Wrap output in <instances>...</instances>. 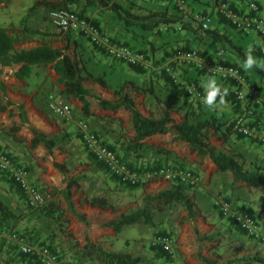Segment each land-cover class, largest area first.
<instances>
[{"label": "rangeland", "instance_id": "rangeland-1", "mask_svg": "<svg viewBox=\"0 0 264 264\" xmlns=\"http://www.w3.org/2000/svg\"><path fill=\"white\" fill-rule=\"evenodd\" d=\"M11 1L13 2V0H8V6L0 8V14L13 10ZM30 1L28 7L33 4V0ZM113 1L123 6L131 14L138 16V21L141 20L146 22V24L151 22L148 18L154 13L168 12L170 15L180 18L186 24H189L191 33L197 32L196 37L192 39V43L188 46H193L199 52V25L194 19L180 14L175 6L169 2L164 0ZM258 1L262 7L261 15L264 17V0ZM194 3H199V1L187 0L188 9L193 15L199 13V6H194ZM70 10L87 18L92 25L94 23L99 28L101 26L107 36L110 35L109 33H115V31H124L130 37L133 34L136 35V44L141 46L140 44L142 43L140 42H143L145 46L141 48L145 47L143 49L150 54H152V49L149 48V44L153 46L155 51H158L164 46L166 36H174L177 30H179L178 26L165 29V27L160 25L152 32H145L137 26L131 25L130 28L126 29L123 23L112 21L110 14L98 8H91L84 12L80 5L79 7H72ZM48 13V11L40 10L34 16L28 15V26L40 31H49L50 27H52L57 31L59 36H62V48L67 44L63 43L67 40V37L76 38L75 40L79 44V49L84 54H79L80 52L77 48L73 52L72 47L66 52L77 58H81L85 62L86 68L94 76H100L101 67L106 66H112L113 70L120 71V75L111 76V78L106 80L108 86L106 88L98 84V87L95 86L96 83H93L89 79L84 80V86L92 92L90 104L93 114H100L103 119L111 120L107 125L108 128L111 129L115 136L123 139L125 144L130 145L133 136L129 112L121 109L118 113L116 112L119 115L111 114L101 110L98 102L99 100H105L108 95H111V100H115L118 98L115 95V88L119 86L118 84L132 80L137 87L129 84H123V86L133 100L134 107L144 117L159 118L162 116L164 110H168L170 116L176 122H180L186 117L192 118L193 115L197 114L201 115L202 120L213 119L215 124L213 129L209 131V141L219 152L226 155L238 154L244 158L243 163L245 167H252V165L263 166L264 154L261 152H264V146H260L252 139L236 134L231 129L235 120L243 119L245 121L246 117L231 115L232 112L224 108L222 102L217 103L210 109H200V101L192 100L185 95L182 87L173 86L165 77L158 78L154 76L150 70H145L146 72L141 74L137 79L133 75L129 76L127 72L130 68L126 64L116 62L102 50H98L92 46L89 40L81 33L63 34L51 24ZM25 14L27 15V11ZM8 19L18 21L19 16L14 13ZM104 21H107L106 26L113 25V29L111 26L106 28L105 25H102ZM218 23L221 24L219 25ZM217 24L219 25L220 32L232 35L234 39L233 43L241 47L243 52H248L250 48L256 51V46L260 43L256 35L241 37L237 33H233L232 28L228 24L221 21L217 22ZM48 43L51 45L54 42L49 40ZM138 46L136 45L137 48ZM89 54H95L96 57L100 58L98 63L100 66L91 63V59L87 57ZM150 54L148 57H152L155 62L163 61V58H154ZM248 55H251L256 61L252 68L245 66L246 63L241 56L231 57L226 53V56L232 59V63L242 68L248 74L247 76L250 80L255 82V86H258L259 90L262 89L263 91L264 67L262 66H264V59L259 58L256 52ZM174 69L181 80L199 85L197 79L199 72L194 67L179 64ZM127 77L128 79H126ZM204 79L208 80V78ZM155 85L161 86L163 89ZM167 85H170L171 88L167 87ZM149 87L152 88V92L148 91ZM218 88L221 87L218 86ZM51 95L63 100L67 104L69 103L68 99H71L62 96L57 89ZM171 98L173 101L169 100ZM229 98L231 97H226L223 100L225 101ZM230 101L234 100L231 98ZM235 103L239 104L242 108L245 107L244 110H246L247 106L251 105L250 102L242 104L235 101ZM230 104L233 108H237L233 102H230ZM48 108L49 112L48 116L45 117V121L50 125L52 130V136L50 137L56 142V148L51 153H46L42 148L32 150L29 147L30 137L27 135L29 133L27 126H23L20 131H14V128L21 122L20 119L18 123L14 119H9L7 113L0 112V151H3L15 164L24 168L29 173V183L38 191L42 199L41 205L37 208L29 206L24 191L12 176L0 169V203L3 204L11 215V218L7 220L4 217V213L0 211V264H39L35 258L24 256L19 252L17 243L20 239L27 241L36 249L40 247L50 249L57 254L61 264H103L98 252L94 249L95 246L100 247L102 251L120 252L134 258L137 257L140 259V264H199L198 256L202 252H205L210 259L218 256L216 262L220 258L219 264H224L221 261V259L224 260V257L223 255H219V248L221 243L225 241L229 242L226 243L228 254L225 256L234 258L236 261L241 260L244 264H264V244L253 242L242 234V232L237 230L236 226L220 214L215 206V202L222 199L227 200L237 211L250 212L256 221L257 227L261 232H264L263 190L249 188L242 183H234L229 173H220L213 170L216 167L208 158L201 159L197 157L195 153L190 152L186 144L173 141L170 136L169 139H166L163 135H157L149 138L145 143H140L142 144H139L141 147L133 152V156H129L134 158L135 160L133 161L135 162L142 160L145 164H148L141 167L142 169H151L148 168L150 164L152 168L167 164L192 170L200 176L199 167L196 164H202L210 171L211 175H214L213 184H203L204 179H201L198 186L194 188L179 186L184 196L189 198L193 203L194 217L190 218L182 205L178 203L161 205L153 199V196L162 191L160 189L161 186L154 187V185H150L151 182H140L136 185L122 184L118 179L106 172L95 161L80 138L77 120L90 124L87 114H84L80 108L71 105L75 120L70 122L57 117L50 107ZM34 123L39 126L41 125L39 120H36ZM28 124H31L29 120ZM36 125L32 124L34 128H36ZM216 125L220 127L215 129ZM96 135L102 144L116 152L114 145L105 141L102 135H98L97 133ZM169 144H171L170 147L168 146ZM258 147H261V150ZM249 148H253V150ZM154 149H157L159 157L152 155L154 154L152 152ZM171 153L181 155L186 161L180 163L177 157ZM119 156L122 161L126 160L124 155L119 154ZM155 158H158V161ZM54 161L63 166L64 174L60 173L53 166L52 162ZM53 175L57 178L52 179ZM54 181L56 183H53ZM68 181L75 182V186L71 189V200L76 212L79 213L78 209L84 211L99 207L108 213L116 215V213L123 211L122 209L125 206L129 205L127 212L123 213L124 215L136 214L147 208V216L150 218V223H138L124 228L118 234V239L111 240L107 238L106 240H97L95 235H92L89 224L85 226L78 222L68 212L64 200L60 196L52 195L54 193L53 188H64ZM165 182L167 183L165 190L177 186L175 182ZM98 199L105 200V203L101 204L97 201ZM49 202L56 203L58 208L63 211L60 219H49L41 214V207ZM208 219L215 225H220L222 230L225 229V231H222L223 233L220 235L199 232L201 225L204 227L207 224H211ZM226 231H230V234H233L238 240L234 241V237L228 234L229 239L223 241L221 237L223 238V234ZM158 234H168L171 236L173 240L172 257L151 248L150 242ZM240 234L244 236V239ZM203 236L208 241H202L200 238ZM233 241L237 242V245L239 244L238 247L232 245ZM89 244H93L94 248L90 247Z\"/></svg>", "mask_w": 264, "mask_h": 264}, {"label": "trees", "instance_id": "trees-1", "mask_svg": "<svg viewBox=\"0 0 264 264\" xmlns=\"http://www.w3.org/2000/svg\"><path fill=\"white\" fill-rule=\"evenodd\" d=\"M216 1L218 3V0ZM80 5L82 6L84 12L85 10L91 8H98L110 14L111 15L110 19L112 21L116 23H123L126 29L130 28L131 25V26H137L142 31L152 32L159 25L165 27V29L178 26L179 29H183L191 33L189 29V24H186V22H184L180 18H177L176 16L170 15L168 12H160V13L152 14L148 18L150 19L149 21L151 22H149V24H146V22H143L141 20L138 21L139 20L138 16L131 14L129 11L124 9L123 6L114 2L113 0H36L33 3V5L27 10V15L24 18H22L20 21V25L22 26L20 35H22V37H20L16 32L0 26V66L1 67L18 66L16 72H14V77L20 81L27 79L30 76L32 67L49 66L50 69L53 70L55 75L57 76V81H56L57 84L63 87V90L61 91L62 95L65 98H71L79 101L81 103V109L84 114H88L90 111L89 100L92 97L90 91L87 88H85L83 85L84 80L89 79L93 83H96L101 87L106 88L108 86L105 80L103 79V77L92 75L89 69L86 68L85 62L82 61L81 58H77L74 55H70L69 53L66 52L69 49V47L67 46L64 48H53L50 45L42 44L30 48L16 47V44L24 39L23 35L25 33L30 36L37 34L36 31L29 29V26L27 25L28 15L33 16L34 14H36L38 10H44L50 12L53 10L63 9V10L72 11L70 10L72 7H79ZM76 14L81 16L79 13ZM200 14H206V13H200ZM206 15L210 16L209 14ZM187 17L194 19L193 14ZM218 18L222 23L228 24V26L231 27L233 31H235L234 27L231 26V24H229L227 21H225L221 15L218 14ZM94 25L95 24L93 23V26ZM94 27H96L102 35L107 36L105 35L106 33L103 31L101 26L100 28L97 25H95ZM199 28H200L199 29L200 37L208 38L211 44H214L216 46L215 50L209 52H206L205 50L198 52L197 51L198 49L195 50L196 48H194L193 46L192 47L185 46L184 48L176 49L169 53L165 52L164 56L162 57L163 60H165L170 56H173L177 51H182V52L196 51L201 56L207 57L212 60L214 58V55L218 51H222L224 55L221 59V62L225 65L237 67L239 69V72L245 78V81L251 85H255V82L250 80V78L247 76L245 71L242 68L238 67L236 64H233L231 61H229L228 57L226 56V53H228L231 57L239 55L246 63V58L249 56L248 53L243 52L241 47L236 46L233 43V40H231V36L229 34H226L225 32H220L219 29L217 28H210V25L208 26L207 29H203L200 25ZM192 33L195 36L197 32H192ZM237 34L242 36L240 33ZM107 37H109L116 43H119L121 45H126L132 48L133 50L140 51L144 53L147 57L150 54L143 49L145 47L141 48L142 46L145 45H141L140 47L137 48L135 45H132L131 43L120 42L119 40H116L110 35ZM131 38L136 43L135 41L136 35L134 34L131 35ZM151 47L153 50V46L149 44L150 49ZM96 48L98 50H102L98 47ZM252 52L254 51L252 50ZM255 52L256 55H258L261 59H264V57L260 56L257 50ZM126 66L131 70H134L135 72L139 73L140 75L146 72L145 70L136 67H131L128 65ZM153 75L157 76L158 78H161L156 74ZM199 75H205V74L199 73ZM123 84L134 85L135 87H137L135 82H133L132 80H129L128 82L125 81ZM123 84H118L119 86L115 88V95L118 97L115 101L112 102L106 100H99L98 106L101 110L111 111L114 113H116L120 108H123L124 110L129 112L132 129L134 131L133 141L135 142V145H138L139 142L144 141L146 138H150L154 135L170 134L172 136L173 141L186 144L190 152L195 153L197 157L201 159L208 158L216 167L218 172L229 173L234 183H242L249 188L259 189L264 191V166L252 165V167H245L243 163L244 158H242L238 154L237 155L223 154L219 152L210 143L209 131L213 129L215 124V121L213 119L202 120L201 115L197 114V115H193L192 118L186 117L182 121L176 122L170 116L168 110H164L162 116L159 118L144 117L134 107V102L129 96V94L125 91ZM195 85L197 86L198 90H200L198 84L195 83ZM148 91L152 92V88L149 87ZM262 93H264V89ZM185 95L187 96V94ZM10 105H11L10 102H7L6 105L0 106V112H5L7 110V107ZM18 117L21 123L20 125L14 128V131L16 132L20 131L21 128L25 124H27V129L29 130V133L31 135V138L29 140V147L32 150H35L37 148H42L46 153H51L56 148V142L52 137L46 135L45 133L37 130L34 127H31L28 124L27 117L24 114L22 107H18ZM218 127L220 126L216 125L215 129H217ZM53 166L57 168L60 173L64 174V169L61 164L53 162ZM73 186H75V182L68 181L66 182L65 187L62 189L56 187L53 188L54 193L52 195L60 196L66 203L68 212L71 213L72 216L75 217V219L78 222L84 224L85 226H88L89 223L86 220L85 215L76 212L74 208L73 202L71 200V189ZM179 186L182 185L177 184L176 187L161 191L157 193L155 196H153V199L156 200L161 205L178 203L185 208V210L188 213V216L190 218H193L194 217L193 203L189 198L184 196ZM97 201L100 202L101 204L105 203V200L103 199H98ZM0 211L4 213L5 219L8 220L9 218H11V215L7 212V210L1 203H0ZM40 212L46 218L56 219V220L60 219L63 215V211L60 208H58L57 204L54 202H49L44 206H42ZM147 212L148 209L144 208L142 211L136 214L121 215L117 219L110 220L109 222H107L105 226L112 229V231L115 234H119L120 232H122L124 228L129 227L131 225L138 223L149 224L150 218L147 216ZM247 213L253 217V215L250 212ZM200 239L205 240L206 238L203 236ZM89 246L94 248L93 244H89ZM94 249L98 252L100 259L103 261V264H140L139 258L137 257L134 258L125 253L106 252V251H102L101 248L97 246H95ZM198 258L202 262V264H217L216 260L214 259H218V256H215L214 259L212 258L210 259L206 256H202L199 254ZM233 262H234L233 260L227 261L226 264H232ZM241 264H244V262Z\"/></svg>", "mask_w": 264, "mask_h": 264}, {"label": "built area", "instance_id": "built-area-1", "mask_svg": "<svg viewBox=\"0 0 264 264\" xmlns=\"http://www.w3.org/2000/svg\"><path fill=\"white\" fill-rule=\"evenodd\" d=\"M166 1L174 5L183 16L191 15L187 0ZM216 10L225 21L234 27L237 33L246 37L256 35L260 40L256 50L260 56L264 57V17L261 15V6L258 0H218ZM193 17L203 29H207L212 23V17L206 14H194ZM48 18L51 24L64 34L70 32L83 34L92 45L102 49L112 59L131 67L150 70L159 77L167 78L173 86L182 87L185 94L194 101L205 102L206 96L203 91L198 90L195 83L181 80L174 69L179 64L194 67L198 72L229 86L227 90L219 88L218 98L231 97L239 103L250 102L251 105L264 110V93L261 89L259 90L258 86L247 83L237 67L223 64L221 62L222 51H218L212 60L201 56L196 51H177L162 62H155L152 57H147L140 51L116 43L109 37L102 35L87 19L73 11L53 10L48 13ZM49 101V107L57 117L68 122L75 120L74 112L66 102L52 95L49 96ZM77 127L82 142L95 161L102 164L105 170L122 184L136 185L140 182L165 180L194 188L201 181L197 172L172 165L142 170L133 169L127 166L113 150L100 142L88 123L77 120ZM231 129L236 134L255 140L264 146V130L248 125L243 119L235 120ZM0 169L12 176L24 191L29 206L37 208L41 205V195L30 185L29 173L15 164L3 151H0ZM215 206L224 218L232 220L246 236L264 244V232H261L257 227L255 219L250 214L235 210L227 200L219 199L215 202ZM17 244L22 255L35 258L39 264H61L57 254L46 247L36 249L23 239H20ZM150 246L172 257L173 240L170 235H155Z\"/></svg>", "mask_w": 264, "mask_h": 264}, {"label": "crops", "instance_id": "crops-1", "mask_svg": "<svg viewBox=\"0 0 264 264\" xmlns=\"http://www.w3.org/2000/svg\"><path fill=\"white\" fill-rule=\"evenodd\" d=\"M35 1L36 0H33V3ZM198 1H199V3H194L193 5L199 6V10H198L199 13H206V14H209L210 16L212 13V23L210 24V28L219 29V25L221 23H218L219 25L217 24V22L220 21L218 18L217 10H216V6L218 4L217 1L216 0H210V2H208V0H198ZM30 2H31L30 0L29 1L28 0H13V2H12V9L13 10L0 14V26L4 27L6 29H10V30L16 32L20 37H22V35H20V32L22 30V26L20 25V21L22 18L25 17L26 11L31 7V6L28 7L30 5ZM6 6H8V0L7 1L6 0H0V8L6 7ZM39 11L40 10H38L37 12H39ZM14 13H16L17 16H19L18 21L8 19V17L12 16ZM106 23H107V21H104V22H102V25H105ZM27 25H28V21H27ZM109 26H111V28L113 29V27H112L113 25H109ZM109 26L107 25L106 28ZM50 28H49L50 29L49 31H46V30L40 31V30H36L34 28L29 27V29L36 31L37 34L30 36V35L25 33L23 35L24 39L19 41L16 44V47L17 48H30V47H35V46H39L42 44L50 45L48 43V41L52 40L54 43H52L50 45L51 47L62 48L61 47L62 36L61 35L59 36L57 34V31L54 30L52 27H50ZM47 33H50V34H47ZM70 33H74V32H70ZM233 33H236V32L233 31ZM65 34H68V33H65ZM109 34L111 37L115 38L116 40H119L120 42L131 43L132 45L138 46V44H136L131 39L130 35L125 34L124 31H122V32L121 31L120 32L115 31V33L112 32ZM170 34H171V32H170ZM193 38H195L193 33L187 32L183 29H179L174 34V36L173 35L166 36V38L164 40L165 41L164 46L158 51H155L153 49L151 55L154 58L155 57H161L162 58L164 56L165 52L169 53V52H172L176 49L184 48L185 46L190 45V43H192L191 41ZM75 39L76 38H72V37L68 38L67 37V40L63 42V43H67L66 44L67 47H69V48L72 47L73 52L75 51L76 48L79 49V44L76 42ZM231 40H234L232 38V35H231ZM56 41H57V43H56ZM140 45H144V44L142 43ZM138 47H140V46H138ZM151 49H152V47H151ZM215 49H216V46L214 44H211V42L208 40V38H205V37L201 38L200 34H199V51L205 50L206 52H209V51H213ZM252 50L253 49L250 48L249 51L245 52V53H248V54L253 53ZM78 51L80 52L79 54H84L83 52H81L80 49ZM87 57L91 59V63H94V65L99 63L100 58L96 57L95 54H91V55L89 54ZM228 59L231 62H233L232 59H230V58H228ZM98 66H100V65L98 64ZM262 67H264V66H262ZM17 69H18V66H13V67H1L0 66V106L6 105L7 102H10V104H11L10 106L7 107V110L5 112H1V113H7L9 116V119H14L16 122L19 123L18 107H22L24 114L26 115L27 119L31 122V124H29L31 127H33L32 124L36 125L34 123V122H36V120H39L41 125L40 126L36 125L35 126L36 129L45 133L48 136H52L51 135L52 134L51 127L45 121V117L48 116V112H49V108H48L49 104H50L49 96H51L52 92L56 89L61 93V91L63 90V87L61 85L57 84V82H56L57 76L55 75L54 71L50 69L49 66H47V67H44V66L32 67V71H31L30 76L27 79H24L22 81H20L14 77V72H16ZM127 74L129 76L133 75L135 77V79H137L139 76H141L139 73H137L131 69L127 72ZM201 74H203V73H201ZM117 75H120V71L113 70L112 66L101 67L100 76L103 77L105 82H106V80L111 78V76H117ZM119 78L122 79L121 76H119ZM131 78H133V77H131ZM204 78H208V80L204 79ZM126 79H128V77ZM197 79H198V83H199L198 86H199L200 90L204 92L205 96H207V94H208L209 89H208L207 85L210 82L214 81L215 85L217 87L220 86L221 88H224L225 90H227L229 88V86L224 85V84L222 85L220 82L212 80L210 77H208L206 75H199V77ZM263 80H261V81H263ZM83 85H84V83H83ZM95 86L98 87L97 84ZM155 86L163 89V87H161L162 84H161V86H158V85H155ZM167 87L171 88L170 85H167ZM90 93L92 95V92H90ZM110 97H111V95H108L105 100L113 102L117 99L116 98L115 100L114 99L111 100ZM103 98H104V96H103ZM169 100L173 101L172 98ZM68 101L71 105H73L76 108H80V110L82 111L81 103L79 101L74 100V99H68ZM220 102L223 103L224 108H227L232 112L231 115L233 114V116H236V117L239 115H242L243 117H246L245 122L248 125L264 130V110L260 107L255 106V105H249L246 107V110H244L245 107H243V108L240 107L239 104L235 103V100L230 101V99H228V100L224 101L223 99L215 97V101L211 106L207 105L205 102H200L199 108L200 109H210V108H212V106H215L217 103H220ZM230 102H233L234 106L236 104L237 108H233V106L230 104ZM69 103H68V105H70ZM89 103H91V99L89 100ZM121 109H123V108H120L119 110H121ZM118 111H117V113H118ZM106 112H109V113L115 114V115H119V114H116V113L111 112V111H106ZM87 119L90 121V124H89L90 128L95 133H97L98 135L99 134L102 135V137H104L105 141H107L111 145H114L116 152H115V150H113V151L116 153V155L119 158H120L119 154L124 155V157L126 158V160H125L126 162L125 161H123V162L127 166L130 165L129 167H131L133 169H140L141 170L142 169L141 167L148 165V164H145V162L142 160H137L136 162L133 161L135 159L132 158L131 156H133V152L136 149H139L141 147L140 145H142V144H140V143H145L149 138H146L144 141L139 142L138 145H135V142L133 141L134 131H132L133 132V134H132L133 136L131 138L132 142H130V145L125 144L123 139H121L118 136H115L114 133L111 131V129L108 128L107 125L111 122V120H108L105 118L103 119V117H101L100 114H96V115L93 114V112L91 111V104H90V111L87 114ZM33 120H34V122H33ZM20 123H19V125H20ZM24 126H27V124H25ZM27 135L31 138L30 133H28ZM154 136H157V135H154ZM154 136H152V137H154ZM163 136H165L166 139H169V136L172 138V136L170 134H166ZM152 137H150V138H152ZM256 143H258V142H256ZM258 144L260 146H263L260 143H258ZM168 146L170 147L171 144H169ZM258 148H260V150H261V147H258ZM249 149L253 150V148H249ZM250 150H248V151H250ZM152 152L154 153L152 155H154V156L156 155V157H159V155L157 153V149L152 150ZM117 153H119V154H117ZM261 153L264 154V152H261ZM171 154L175 155L174 153H171ZM129 155H131V156H129ZM175 156L177 157V160L180 163H183L186 161L179 154L175 155ZM244 156H245V154H244ZM157 159H156V161H158ZM153 160H154V158H153ZM52 164H53V162H52ZM99 165L105 170V168L102 166V164H99ZM196 166L199 167L200 179H204V181L202 183L206 184V185L213 184L214 175H211L210 171H208L204 165L196 164ZM263 166H264V162H263ZM148 168H152L151 164H150V167H148ZM153 168H155V167H153ZM213 170L217 171L216 168H213ZM54 178H57V177L53 175L52 179H54ZM53 183H56V181H54ZM166 184L167 183L165 182V180H154V181H151V183H150V185H154V187L161 186L160 189H162V191L165 190ZM55 185H57V184H55ZM60 189H62V188H60ZM205 189H207V188H205ZM159 192H161V191H159ZM128 206L129 205L125 206L122 209L123 211L116 213V215L108 213L107 211H104L102 208H99V207H97L95 209L84 210V211H81L80 209H78V210H79V213L86 215L85 218L89 222V228L92 230V235H95L97 240L101 241V240H106L107 238H110L111 240L112 239H118V234L115 235V233L112 231V229L105 226V224L107 222H109L110 220L116 219L117 216H121V214H123L124 212H127ZM97 218H99V219H97ZM228 220L230 222L232 221L230 219H228ZM208 221L211 224H207V226H204V227L201 225V229L199 230V232L209 233V234H219L220 235L223 233L222 231H225V229L222 230V227L220 225H215L214 223H212L210 219H208ZM231 223L234 226H237L236 224H234V222H231ZM237 230H239L240 232H242V234H244L246 236V234L238 226H237ZM228 234H230V231L224 232L223 238L221 237V239L223 241L228 240L229 239ZM227 235H228V237H227ZM230 236L234 237L233 234H230ZM241 236H243V235H241ZM199 237H200V235H199ZM246 237H248V236H246ZM243 239H244V236H243ZM249 239H251V238H249ZM236 240H238L237 237H234V241H236ZM251 240L253 242L255 241L253 239H251ZM205 241H208V240H205ZM234 241H233L232 245H235L238 247L239 244L237 245L236 244L237 242H234ZM226 243H229V242L228 241L222 242L221 246L219 248V250H220L219 255H223V257H224V260L221 259V261H223L224 264H226L227 261L233 260L234 262L232 264H237L239 260L236 261V260H234V258H229L228 256H225L226 254H228V252H227L228 248L226 246ZM187 249H188V246H187ZM201 255L207 257V254L205 252H202ZM214 260H216V259H214ZM217 261H218L217 263L219 264L220 258ZM239 263L241 264L243 262L239 261ZM199 264H202V262L200 260H199Z\"/></svg>", "mask_w": 264, "mask_h": 264}, {"label": "clouds", "instance_id": "clouds-1", "mask_svg": "<svg viewBox=\"0 0 264 264\" xmlns=\"http://www.w3.org/2000/svg\"><path fill=\"white\" fill-rule=\"evenodd\" d=\"M254 63H256V61L251 57V55H249L246 58L245 66L248 68H252ZM207 87L209 91L207 96L205 97V103L211 106L215 101V97L220 93V89L215 85L214 81L210 82Z\"/></svg>", "mask_w": 264, "mask_h": 264}]
</instances>
